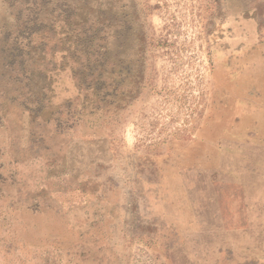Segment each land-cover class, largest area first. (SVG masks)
I'll use <instances>...</instances> for the list:
<instances>
[{"label": "rangeland", "instance_id": "obj_1", "mask_svg": "<svg viewBox=\"0 0 264 264\" xmlns=\"http://www.w3.org/2000/svg\"><path fill=\"white\" fill-rule=\"evenodd\" d=\"M0 264H264V0H0Z\"/></svg>", "mask_w": 264, "mask_h": 264}]
</instances>
